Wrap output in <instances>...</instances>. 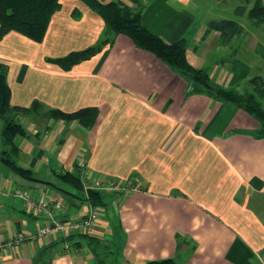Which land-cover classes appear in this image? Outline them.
<instances>
[{
    "label": "crops",
    "instance_id": "crops-1",
    "mask_svg": "<svg viewBox=\"0 0 264 264\" xmlns=\"http://www.w3.org/2000/svg\"><path fill=\"white\" fill-rule=\"evenodd\" d=\"M253 1L142 0L141 23L166 42L183 39L192 66L221 86L252 93L264 110V95L249 83L264 77V22L249 18ZM60 3L39 39L14 29L0 37L9 102L66 112L93 106L99 114L90 127L41 120L32 110L18 114L17 152L4 140L0 118V264H143L167 257L179 264H264L260 119L242 105L190 90L187 77L124 33L101 43L106 25L96 10L82 0ZM221 19L241 31L206 32L209 21ZM98 44L89 57L67 66L58 61ZM68 170L80 174L76 194L61 178ZM88 185L99 191L98 204L87 199ZM9 187L62 202L55 220H77L94 207L95 227L86 233L93 238L37 236L47 218L28 212L22 198L5 193Z\"/></svg>",
    "mask_w": 264,
    "mask_h": 264
},
{
    "label": "trees",
    "instance_id": "trees-1",
    "mask_svg": "<svg viewBox=\"0 0 264 264\" xmlns=\"http://www.w3.org/2000/svg\"><path fill=\"white\" fill-rule=\"evenodd\" d=\"M91 9L96 10L104 19L106 30L101 39L102 42L110 41L114 35L124 33L128 35L139 47L150 50L157 57L163 60L183 74L189 80L190 90L205 91L207 94L224 101L242 105L251 113L255 114L261 121L264 132V110L252 93H242L232 88L221 86L212 81L204 69L192 66L186 58L185 41L178 39L173 42L164 41L159 35L147 29L141 23L142 0H129L133 4H126L123 0H82ZM254 0L249 9V18L255 23L264 22V4ZM60 0H0V37L9 30H17L21 33L39 39L46 29L50 14L60 6ZM211 29H218L222 34L233 36L241 31V26L228 19L211 20L208 22L206 32ZM205 32V33H206ZM100 48V44L90 46L86 49L70 52L58 61L62 65L79 61L89 57L94 51ZM5 67L0 63V118L3 120L2 136L11 145L13 152H17L12 140L17 133H22L23 128L18 121V114H27L34 106H41L34 103L31 107L13 106L9 102V88L5 81ZM253 90L258 96L264 95V77H253L249 80ZM43 107V106H41ZM47 118L61 119L65 121L77 120L82 126L90 127L98 117L99 109L93 106L81 107L73 111H63L58 108H45ZM14 169L22 175H28L29 170L16 166L13 161H7ZM80 168V165H78ZM63 181L72 187L71 193L82 190L80 174L76 171H65L61 174ZM65 190H69L66 189ZM99 191L93 188L88 190V198L92 204L99 203ZM72 234L67 235L68 237ZM81 237H89V234L79 233ZM143 264H179L172 257L148 260Z\"/></svg>",
    "mask_w": 264,
    "mask_h": 264
},
{
    "label": "built area",
    "instance_id": "built-area-1",
    "mask_svg": "<svg viewBox=\"0 0 264 264\" xmlns=\"http://www.w3.org/2000/svg\"><path fill=\"white\" fill-rule=\"evenodd\" d=\"M81 173L86 174L88 172L87 166L82 163L80 165ZM93 186L95 188H101L102 183L98 179H93ZM112 182L106 183V187H113ZM90 189V186H85V190ZM5 193L14 194L22 198L25 209L37 215H42L47 220L40 224L36 231V235H45L48 233L69 235L75 232L90 233L94 227L98 217V212L94 207H91L89 211L77 220H55L53 218V210H59L63 208V203L58 200H49L42 198L41 196L33 195L29 189L24 187H9L3 188ZM20 236H23L20 234Z\"/></svg>",
    "mask_w": 264,
    "mask_h": 264
},
{
    "label": "rangeland",
    "instance_id": "rangeland-1",
    "mask_svg": "<svg viewBox=\"0 0 264 264\" xmlns=\"http://www.w3.org/2000/svg\"><path fill=\"white\" fill-rule=\"evenodd\" d=\"M261 4H264V0L259 1ZM33 114L38 116V119H43L44 117L47 118V110L44 107L41 106H34L32 108ZM114 187V186H113ZM113 187H108V188H113ZM37 236H43V235H37Z\"/></svg>",
    "mask_w": 264,
    "mask_h": 264
}]
</instances>
